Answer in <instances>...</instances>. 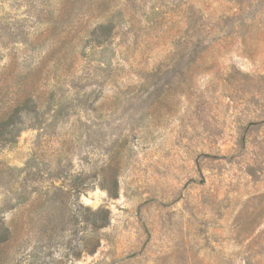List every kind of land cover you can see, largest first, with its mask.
Instances as JSON below:
<instances>
[{
	"label": "rangeland",
	"instance_id": "obj_1",
	"mask_svg": "<svg viewBox=\"0 0 264 264\" xmlns=\"http://www.w3.org/2000/svg\"><path fill=\"white\" fill-rule=\"evenodd\" d=\"M18 106L0 264H264V0H0Z\"/></svg>",
	"mask_w": 264,
	"mask_h": 264
},
{
	"label": "trees",
	"instance_id": "obj_2",
	"mask_svg": "<svg viewBox=\"0 0 264 264\" xmlns=\"http://www.w3.org/2000/svg\"><path fill=\"white\" fill-rule=\"evenodd\" d=\"M22 110L21 106H18L15 111L7 118L4 119L1 123H0V130L4 129L5 127H8L11 125V123H13L14 119H18L19 115H20V111ZM2 133V132H1Z\"/></svg>",
	"mask_w": 264,
	"mask_h": 264
}]
</instances>
